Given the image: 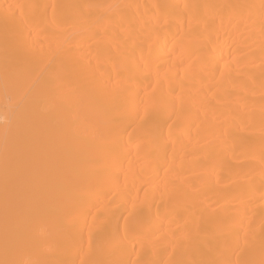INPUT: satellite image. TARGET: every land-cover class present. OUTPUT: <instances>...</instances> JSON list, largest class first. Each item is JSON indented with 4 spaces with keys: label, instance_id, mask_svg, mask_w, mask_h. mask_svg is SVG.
Listing matches in <instances>:
<instances>
[{
    "label": "bare ground",
    "instance_id": "obj_1",
    "mask_svg": "<svg viewBox=\"0 0 264 264\" xmlns=\"http://www.w3.org/2000/svg\"><path fill=\"white\" fill-rule=\"evenodd\" d=\"M264 264V0H0V264Z\"/></svg>",
    "mask_w": 264,
    "mask_h": 264
},
{
    "label": "snow or ice",
    "instance_id": "obj_2",
    "mask_svg": "<svg viewBox=\"0 0 264 264\" xmlns=\"http://www.w3.org/2000/svg\"><path fill=\"white\" fill-rule=\"evenodd\" d=\"M2 264H11V262H9V261H4V262H2Z\"/></svg>",
    "mask_w": 264,
    "mask_h": 264
}]
</instances>
